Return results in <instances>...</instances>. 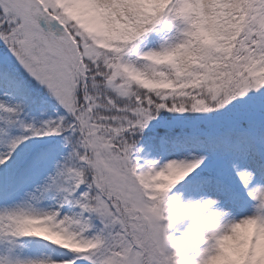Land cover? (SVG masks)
Wrapping results in <instances>:
<instances>
[{
    "label": "snow or ice",
    "instance_id": "6c2138e0",
    "mask_svg": "<svg viewBox=\"0 0 264 264\" xmlns=\"http://www.w3.org/2000/svg\"><path fill=\"white\" fill-rule=\"evenodd\" d=\"M0 264H264V0H0Z\"/></svg>",
    "mask_w": 264,
    "mask_h": 264
}]
</instances>
